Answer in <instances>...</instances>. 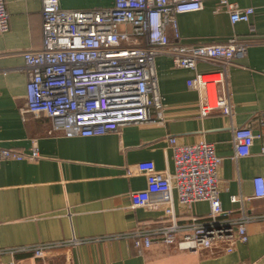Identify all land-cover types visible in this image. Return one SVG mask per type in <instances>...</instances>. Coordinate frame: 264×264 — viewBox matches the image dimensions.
<instances>
[{
	"label": "crops",
	"instance_id": "1",
	"mask_svg": "<svg viewBox=\"0 0 264 264\" xmlns=\"http://www.w3.org/2000/svg\"><path fill=\"white\" fill-rule=\"evenodd\" d=\"M4 1L9 29L0 35V150L29 153L35 143L38 158L0 161V264H264V224L259 222L246 226L247 241L236 242L230 253L167 246L159 240L138 253L130 240H93L164 223L161 209H131L129 195L146 187L137 163L152 162L159 171L174 172L170 137L179 145L203 140L214 146L220 158L218 198L229 218L241 208L264 215V198H254L253 187L255 178L264 179L261 141H254L249 156L236 159L232 144L234 128L250 126L254 134L264 133L253 121L264 114V0H229L253 8L248 22L231 23L227 13L214 12L215 1L206 0L202 10L177 14L175 28L166 29L169 42L184 45L221 44L233 37L247 43L245 56L228 71L233 121L215 112L202 118L201 96L186 85L194 72L174 67L162 55L154 64L161 120L97 137L49 135L44 114L22 113L27 84L22 53L41 45V3ZM59 1L62 8L74 9L65 4L69 0ZM110 5L107 0L101 7ZM196 70L211 74L216 68L198 63ZM151 117L157 118L156 111ZM231 197L242 201L233 203ZM173 203L180 224L193 217L208 220L207 202L183 206L174 192ZM71 239L85 242L51 249L41 259L20 250Z\"/></svg>",
	"mask_w": 264,
	"mask_h": 264
},
{
	"label": "built area",
	"instance_id": "2",
	"mask_svg": "<svg viewBox=\"0 0 264 264\" xmlns=\"http://www.w3.org/2000/svg\"><path fill=\"white\" fill-rule=\"evenodd\" d=\"M206 0H112V5L89 9H66L59 0H40L42 41L39 49L22 53L27 84L22 113L44 114L50 122L48 134L66 137H97L131 124L158 123L162 104L154 68L158 56H167L174 67L188 69L194 76L186 81L200 94L202 118L220 113L234 119L231 104L229 68L242 59L247 43L237 37L221 44L184 45L169 42L166 29L175 28L177 14L202 10ZM216 2L214 12H225L231 23L248 22L253 8H240L229 0ZM9 29V15L0 0V35ZM198 63L212 65L211 74L199 73ZM156 111V119L151 112ZM264 127V114L253 119ZM255 140L251 127L234 128V157H247ZM174 172L159 171L152 162H140L137 173L144 175L146 187L129 195L130 208L161 209L165 221L157 227L142 226L131 232L99 237L95 241L130 240L138 253L154 240L184 249H220L232 252L236 242H246V226L264 224V215L247 213L243 208L235 218L222 209L218 198L217 170L220 158L214 146L203 140L179 145L168 139ZM38 158L34 143L29 153L0 150V161ZM254 198H264V179L253 180ZM180 205L207 202L208 220L197 217L180 224L174 212L173 193ZM231 197V202H241ZM84 240L37 244L20 250L43 258L47 251L75 247Z\"/></svg>",
	"mask_w": 264,
	"mask_h": 264
},
{
	"label": "rangeland",
	"instance_id": "3",
	"mask_svg": "<svg viewBox=\"0 0 264 264\" xmlns=\"http://www.w3.org/2000/svg\"><path fill=\"white\" fill-rule=\"evenodd\" d=\"M107 0H69L66 1L65 4L71 7H74V9L77 8H98L101 7V4L106 3ZM103 7V6H102Z\"/></svg>",
	"mask_w": 264,
	"mask_h": 264
}]
</instances>
